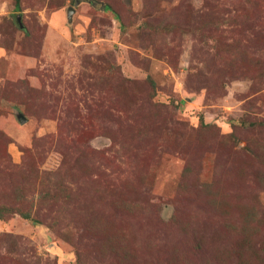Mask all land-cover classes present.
Returning a JSON list of instances; mask_svg holds the SVG:
<instances>
[{
  "label": "rangeland",
  "instance_id": "rangeland-1",
  "mask_svg": "<svg viewBox=\"0 0 264 264\" xmlns=\"http://www.w3.org/2000/svg\"><path fill=\"white\" fill-rule=\"evenodd\" d=\"M0 264H264V0H0Z\"/></svg>",
  "mask_w": 264,
  "mask_h": 264
},
{
  "label": "water",
  "instance_id": "water-1",
  "mask_svg": "<svg viewBox=\"0 0 264 264\" xmlns=\"http://www.w3.org/2000/svg\"><path fill=\"white\" fill-rule=\"evenodd\" d=\"M22 119L21 118H19V121H21Z\"/></svg>",
  "mask_w": 264,
  "mask_h": 264
},
{
  "label": "trees",
  "instance_id": "trees-1",
  "mask_svg": "<svg viewBox=\"0 0 264 264\" xmlns=\"http://www.w3.org/2000/svg\"><path fill=\"white\" fill-rule=\"evenodd\" d=\"M24 215V214H23Z\"/></svg>",
  "mask_w": 264,
  "mask_h": 264
}]
</instances>
